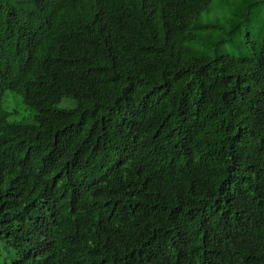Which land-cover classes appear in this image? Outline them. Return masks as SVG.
<instances>
[{"label":"trees","instance_id":"16d2710c","mask_svg":"<svg viewBox=\"0 0 264 264\" xmlns=\"http://www.w3.org/2000/svg\"><path fill=\"white\" fill-rule=\"evenodd\" d=\"M263 216L264 0H0L16 264H264Z\"/></svg>","mask_w":264,"mask_h":264},{"label":"rangeland","instance_id":"374dc122","mask_svg":"<svg viewBox=\"0 0 264 264\" xmlns=\"http://www.w3.org/2000/svg\"><path fill=\"white\" fill-rule=\"evenodd\" d=\"M27 106L23 103L21 96H18V99L12 101L10 105V110H20L21 113L28 114L29 111L26 110ZM59 107L71 109L75 107V101L64 99ZM15 257V252L10 246L0 245V260L4 264H10Z\"/></svg>","mask_w":264,"mask_h":264},{"label":"clouds","instance_id":"9594fccd","mask_svg":"<svg viewBox=\"0 0 264 264\" xmlns=\"http://www.w3.org/2000/svg\"><path fill=\"white\" fill-rule=\"evenodd\" d=\"M119 204V203H118ZM122 206L121 204L119 205V209H121ZM260 230L263 232L264 231V216L261 220V225H260ZM0 245H3V246H10L13 248L14 252H15V257L13 258L12 262L10 264H16L17 262H19L23 256L25 255L26 253V249L23 248V247H18L16 245H14L13 243L9 242L5 236H0ZM0 264H4L1 262L0 260Z\"/></svg>","mask_w":264,"mask_h":264}]
</instances>
